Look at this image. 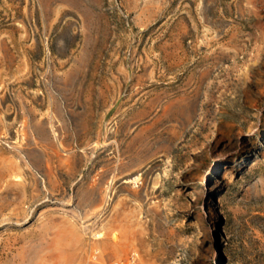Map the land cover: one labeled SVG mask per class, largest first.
Segmentation results:
<instances>
[{"label": "rangeland", "instance_id": "rangeland-1", "mask_svg": "<svg viewBox=\"0 0 264 264\" xmlns=\"http://www.w3.org/2000/svg\"><path fill=\"white\" fill-rule=\"evenodd\" d=\"M133 250L264 264V0H0V264Z\"/></svg>", "mask_w": 264, "mask_h": 264}, {"label": "built area", "instance_id": "built-area-1", "mask_svg": "<svg viewBox=\"0 0 264 264\" xmlns=\"http://www.w3.org/2000/svg\"><path fill=\"white\" fill-rule=\"evenodd\" d=\"M94 255L97 256V253L94 251ZM138 252L133 250L124 258H117L109 264H138Z\"/></svg>", "mask_w": 264, "mask_h": 264}, {"label": "bare ground", "instance_id": "bare-ground-1", "mask_svg": "<svg viewBox=\"0 0 264 264\" xmlns=\"http://www.w3.org/2000/svg\"><path fill=\"white\" fill-rule=\"evenodd\" d=\"M112 179H113V178H112ZM110 183H112V180H111V182H110ZM108 184H109V183H108ZM108 184H107V185H108ZM110 186H112V185H111V184H109V185H108V187H110Z\"/></svg>", "mask_w": 264, "mask_h": 264}]
</instances>
